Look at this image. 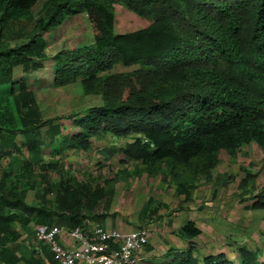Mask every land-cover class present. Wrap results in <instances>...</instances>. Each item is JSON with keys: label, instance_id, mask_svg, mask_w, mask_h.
Here are the masks:
<instances>
[{"label": "trees", "instance_id": "16d2710c", "mask_svg": "<svg viewBox=\"0 0 264 264\" xmlns=\"http://www.w3.org/2000/svg\"><path fill=\"white\" fill-rule=\"evenodd\" d=\"M38 1L0 0V261L19 260L7 246L19 238L16 221L28 227L65 219L74 228L105 199L108 208L115 195L117 179L80 180L45 159L41 145L64 158L69 151L91 150L95 138H130L119 147L103 146L100 157L109 160L118 152L127 163L117 170L123 180L166 174L187 199L200 178L212 180L221 151L236 156L255 142L264 152V0H46L34 15ZM117 4L151 23L117 32ZM79 13L88 16L93 40L48 55L45 33ZM49 61L55 86L75 84L90 97L85 111L71 116V133L63 134L60 117H43L27 83ZM119 64L130 69L110 72ZM18 67L25 75L16 78ZM18 137L34 151L31 157L14 154H22ZM6 156L17 163L16 174L5 170ZM51 169H59L57 182ZM244 171L240 189L253 193L252 208L263 212L264 185L256 186L257 173ZM31 189L38 196L34 204L27 202ZM200 233L186 221L180 235L188 247L166 264H264V248L247 244H239L236 260L225 253L198 255L193 239ZM48 256L52 261L51 251ZM23 262L43 260L33 254Z\"/></svg>", "mask_w": 264, "mask_h": 264}, {"label": "crops", "instance_id": "0c3cea01", "mask_svg": "<svg viewBox=\"0 0 264 264\" xmlns=\"http://www.w3.org/2000/svg\"><path fill=\"white\" fill-rule=\"evenodd\" d=\"M263 156V150L255 142L244 145L236 156L221 151V159L216 167L218 170L213 172L210 184H204L208 188L205 190L202 188L203 184L196 183L190 190L188 199L184 192L177 191V185L166 174H159L151 179L147 173H143L140 184H136L139 185L137 191L126 185L124 190L129 188L126 200L113 199L107 208L105 199L90 218L106 228L119 229L125 235L135 229L146 228L150 238L144 251V259L137 264H166L178 252L185 251L188 242L180 235V229L189 220L194 221L201 230L193 239L198 255L225 253L230 260H236L239 257V244H247L252 249L264 248V211L253 209V193L242 192L240 189L244 170L257 173V187L264 185ZM125 164L127 163H122L120 168ZM221 164L224 169L219 168ZM233 177L236 181H232ZM57 224L68 228L65 219L59 223L57 219ZM36 225L38 224L31 221L28 227H22L16 221L15 228L20 235L17 240L10 239L8 248L19 258L18 262H23V256L36 254L43 260L41 264H57L52 253V261L48 256V246L40 245L37 249L34 236ZM251 225L254 226V231L246 234L245 230ZM57 238L64 247L74 246V240L66 231ZM36 250H40V253L37 254Z\"/></svg>", "mask_w": 264, "mask_h": 264}, {"label": "rangeland", "instance_id": "374dc122", "mask_svg": "<svg viewBox=\"0 0 264 264\" xmlns=\"http://www.w3.org/2000/svg\"><path fill=\"white\" fill-rule=\"evenodd\" d=\"M45 5L46 0H39L32 9L33 14L37 15L44 9ZM24 23H27V21ZM150 23L151 20L149 18L139 16L121 4L116 5L115 29L117 32L121 33L134 31L144 28ZM20 24L21 23H18V25L14 27L15 31L20 26ZM44 36L47 40L46 52L48 55H52L61 49H71L83 44H89L93 40V31L88 16L85 13H79L74 16H70L62 25L46 32ZM14 41L15 40H12L13 43ZM127 69L130 68L119 64L116 65L115 68L110 72L124 71ZM23 75H25L24 71L21 67H18L15 71L16 78ZM53 78L54 73L52 71V63L49 61L44 68L37 69L36 71L30 73L28 75L27 83L29 84V87H32L35 91L36 101L40 107L43 117H60L61 123L63 125V134L71 133L76 129L71 116L77 113L82 114L86 107L89 106V103H91L90 97L81 93L79 87L75 84L55 86L53 84ZM5 87H3V89ZM17 140L19 143L23 142L21 137H18ZM129 140L130 138H122L119 140L115 139V141L111 137L95 138L93 139V147L91 150L69 151V154L64 158L60 157L59 155L52 157L51 148L46 145H41L38 151L42 153L45 159L56 161L60 170H68L80 180H92L93 182H100L103 184L104 178L107 179L113 177L114 179H117L115 183V195L111 199H115V201H119L118 199H121L123 201L127 199L126 197L129 193V188L128 190H124L126 189L125 186L128 185L137 191L136 188H138L139 185L136 184L141 181V175L138 178L131 177L129 180H127L128 182L123 181L122 177L119 175V173H117V170H119L120 166L122 165L120 159L121 155L116 153L113 156V159L104 160L103 157H100L99 152L101 153L102 149L100 148L103 146L107 145L109 147L115 145L119 147L124 145ZM21 148L22 154L19 155L17 152H15L14 154L16 156L23 158L31 157L32 153H34V151L31 150L27 144L22 143ZM12 158V156H6L2 160V164L5 170L11 169L13 173L16 174L18 172V165L17 163L14 164ZM222 164L219 168L223 167L224 169L225 167ZM34 168L37 172H42L44 170V168L41 166H35ZM59 169H51L49 171L53 182L58 181ZM217 170L218 168L215 169L214 172ZM230 170L231 168L228 166V171ZM115 173L118 176H114ZM13 175L8 181L9 184L11 183V180H14ZM232 181H236L235 177H233ZM196 183L203 184L202 188L205 190L208 188V186L204 187V184H210L205 180V178H200ZM22 186H27V184ZM41 188H43V185ZM36 189L39 190V186ZM130 194H132V191ZM201 196H203V194ZM46 198L51 200L54 199L51 193H47ZM27 199V201L32 204L36 203L38 201L36 191L31 189ZM128 201H130V199Z\"/></svg>", "mask_w": 264, "mask_h": 264}, {"label": "built area", "instance_id": "2783aa9c", "mask_svg": "<svg viewBox=\"0 0 264 264\" xmlns=\"http://www.w3.org/2000/svg\"><path fill=\"white\" fill-rule=\"evenodd\" d=\"M63 231L70 234L74 246L64 247L58 241L57 236ZM34 232L37 249L40 245L48 246L57 264H137L144 259L150 238L146 228H138L125 235L119 229L106 228L91 218L74 228L39 224ZM0 264L11 263L0 261Z\"/></svg>", "mask_w": 264, "mask_h": 264}]
</instances>
